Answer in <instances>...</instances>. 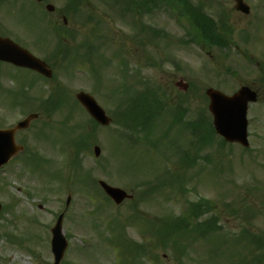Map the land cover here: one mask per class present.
I'll return each mask as SVG.
<instances>
[{
  "label": "rangeland",
  "instance_id": "1",
  "mask_svg": "<svg viewBox=\"0 0 264 264\" xmlns=\"http://www.w3.org/2000/svg\"><path fill=\"white\" fill-rule=\"evenodd\" d=\"M258 1L264 4V0H248L252 5L250 14L232 9L230 23L235 27V43L256 58L263 68L264 9L257 16L261 20H256L255 4ZM93 6L94 9L97 7V17L103 21L98 31L109 42L98 46L103 54L93 53V60H96L93 75L83 51L75 54L73 59L69 57L67 65L72 71L62 72L63 93L68 101L70 98L75 100V94L80 90L91 92L107 113L115 117L116 100L120 95H112L118 92L123 80L135 79L134 72L131 77L124 76L120 68L121 56L127 54L132 69L144 65L142 77L157 84L160 90L168 91L172 104L180 97L186 98L191 118L199 108L207 107L208 98L204 94L207 87L220 86L231 93L242 82L258 80L263 97L252 104L248 112L251 151L247 154L236 144L222 147L218 137L202 144L198 151L195 145V164L185 171L183 168L176 170L181 185L178 182L172 185L168 181L173 170L166 168L174 169L178 164L170 163L169 158L174 155L162 150L164 144L158 148L133 145L118 132L122 127L115 120L106 127L94 129L90 116L80 105H76L71 115L66 110L61 111L58 122L67 119L66 126L57 125L52 130L40 131L36 134L37 140L30 139V151L38 157L27 164L22 159L28 153L22 154L18 157L20 164H10L1 172L6 180H3L5 184H0V197L2 201H10V209L4 208L0 215L5 232L0 241V264L53 263L50 228L65 209L69 193L72 198L63 220L69 244L60 264H242L246 257L249 264H264V244L254 249L245 238L240 239L245 230L264 238V73L239 51L231 50V55L222 57L221 51L213 50L222 58L224 64L219 65L218 58L213 60L195 45L183 50L174 44L171 53H174L176 65L172 66L167 61L166 41H158L157 48L149 45L143 49L137 46L134 28L128 22L108 12L96 0H93ZM179 13L177 10L171 13L158 10L143 17L142 22L165 29L172 39H181L184 35L181 22L174 20L176 16L184 22L183 14ZM93 31L94 26L90 25L83 33L92 34ZM245 31L251 34V39L244 45L241 37ZM157 51L159 54L154 56ZM107 55L115 60H110ZM149 57L158 60L160 65L147 64ZM225 67L231 68L234 74L225 76L222 71ZM0 70L7 72L8 65L0 63ZM180 77L190 83L185 93L174 85ZM2 84L0 97L6 95L3 79ZM107 93L111 99H107ZM74 100L70 101L73 106ZM15 108L10 105L14 111H10L9 116L8 104L0 103L1 124L14 122L21 116ZM165 123L161 120L159 127ZM34 130L27 131L28 135L32 136ZM128 132L124 130V133ZM86 133L89 144L84 151L86 154L82 155L81 167L79 163L74 164L77 157L71 141ZM95 144L101 147L98 157L93 151ZM70 151L73 154L71 160ZM206 156L212 159L210 163L204 158ZM99 178L126 189L134 194V198L115 204L96 187ZM200 198L210 200L213 205L200 219L217 216V222L222 226V238H228L230 242L221 244L216 251L218 245L213 242L190 238L186 241L191 244L184 248L172 243V238L160 239L157 231L161 227L169 228L173 223L167 219L163 223L157 221L166 215L187 213L189 202ZM132 201H135L139 217H130L135 214ZM117 240H122L124 247ZM140 245L143 247L138 249ZM256 256L263 260L255 262Z\"/></svg>",
  "mask_w": 264,
  "mask_h": 264
},
{
  "label": "flooded vegetation",
  "instance_id": "2",
  "mask_svg": "<svg viewBox=\"0 0 264 264\" xmlns=\"http://www.w3.org/2000/svg\"><path fill=\"white\" fill-rule=\"evenodd\" d=\"M96 1L102 5L104 0ZM234 3L233 0H204V9L220 22L222 12L228 14V8L230 10V5L233 7ZM96 10L93 0H0V37L9 39L42 60L45 71L44 74L7 62L6 98L9 114L14 111L10 109L11 104L18 112L37 113L35 120H50L51 126L58 125L57 113L61 102L57 93L62 87L63 61L78 49L80 32L87 27L84 18L90 20V11L94 14ZM182 30V46L185 48L189 45L188 32L185 28ZM259 83L252 81L251 84L259 89ZM14 87L28 88L32 94L25 99L19 97L13 100L10 89Z\"/></svg>",
  "mask_w": 264,
  "mask_h": 264
},
{
  "label": "water",
  "instance_id": "3",
  "mask_svg": "<svg viewBox=\"0 0 264 264\" xmlns=\"http://www.w3.org/2000/svg\"><path fill=\"white\" fill-rule=\"evenodd\" d=\"M239 8L246 11L248 10L242 2H240ZM0 50L4 51L3 53L0 52V57L10 58L7 46H0ZM207 93L211 99L210 109L214 113V123L218 132L224 135L227 140L239 141L244 145H248L246 118L247 104L249 101L255 100V92L251 91L247 87H243L231 96L213 88H209ZM77 97L100 123L108 124L111 121L110 117L106 115L104 109L98 105L93 96L85 92H79ZM28 121L29 119L27 120V124ZM25 125L26 122L23 121L19 123L18 127ZM12 131L4 130L3 132L0 130V158L10 153V132ZM12 147L14 148L13 144ZM95 149L96 154H99L100 148L96 147ZM101 184L106 192L110 194L118 203L127 196V193L123 189L112 187L104 181H101ZM61 221L62 215L59 217L56 226L53 228V251L56 257L55 264H58L60 261L67 245L62 234Z\"/></svg>",
  "mask_w": 264,
  "mask_h": 264
},
{
  "label": "trees",
  "instance_id": "4",
  "mask_svg": "<svg viewBox=\"0 0 264 264\" xmlns=\"http://www.w3.org/2000/svg\"><path fill=\"white\" fill-rule=\"evenodd\" d=\"M201 19H197L202 25H204V28L208 31V32H213V29L210 27V24H209V21L206 19V18H204V17H200ZM152 106H154L153 105V103H151V102H148L147 104H144L143 105V107H142V109L138 112V113H136V112H134V110H133V112H131V114H132V116L134 117V115H135V119H136V122L138 123L139 122V120L141 121V125L142 126H144V125H146L145 123L151 118V117H153L154 116V112H151V113H147V112H150V110L152 109L151 107ZM146 114H147V117L146 118H144L145 116H146ZM139 119V120H138ZM186 233L185 232H183L180 236H184ZM176 241V240H175Z\"/></svg>",
  "mask_w": 264,
  "mask_h": 264
}]
</instances>
